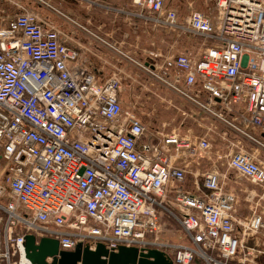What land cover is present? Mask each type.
I'll use <instances>...</instances> for the list:
<instances>
[{
  "label": "built area",
  "instance_id": "1",
  "mask_svg": "<svg viewBox=\"0 0 264 264\" xmlns=\"http://www.w3.org/2000/svg\"><path fill=\"white\" fill-rule=\"evenodd\" d=\"M131 1L118 12L188 41L133 60L137 89L165 90L179 125L148 130L141 103L124 105L121 74L98 79L55 27L26 10L1 20L0 7V264H32L29 234L59 251L101 243L171 264H264V244L248 243L264 211L246 189L264 199V0H201L206 11L182 19L167 0Z\"/></svg>",
  "mask_w": 264,
  "mask_h": 264
},
{
  "label": "crops",
  "instance_id": "2",
  "mask_svg": "<svg viewBox=\"0 0 264 264\" xmlns=\"http://www.w3.org/2000/svg\"><path fill=\"white\" fill-rule=\"evenodd\" d=\"M133 5L131 0H0L1 20L23 10L35 13L44 26L55 27L60 38L68 45L82 49L86 66L98 79L121 74L123 84L137 89L141 79L136 78L139 69L134 61L143 60L146 51H160L163 54L181 51L188 47V41L182 36L150 29L142 20L118 12L131 10ZM173 8L178 11L176 7ZM179 17L182 19L186 16L179 14ZM246 189L254 190L256 194L254 197L250 193L252 206L258 204V208L264 211V199H259L263 194L260 188L247 185ZM248 208V203L240 204L238 216H248ZM261 235L249 239L248 243L251 246L259 244L261 248V244H264V235ZM262 260V257H258V262Z\"/></svg>",
  "mask_w": 264,
  "mask_h": 264
},
{
  "label": "water",
  "instance_id": "3",
  "mask_svg": "<svg viewBox=\"0 0 264 264\" xmlns=\"http://www.w3.org/2000/svg\"><path fill=\"white\" fill-rule=\"evenodd\" d=\"M25 253L32 264H171L158 249L144 251L120 246L116 251H109L98 243L94 249L78 244L73 250L59 251L57 240L41 238L36 242L32 234L25 236ZM47 257H52V261L48 262Z\"/></svg>",
  "mask_w": 264,
  "mask_h": 264
},
{
  "label": "rangeland",
  "instance_id": "4",
  "mask_svg": "<svg viewBox=\"0 0 264 264\" xmlns=\"http://www.w3.org/2000/svg\"><path fill=\"white\" fill-rule=\"evenodd\" d=\"M168 6H173L178 9L179 14L182 17L187 16L190 7L188 6L192 3V9L198 11H206L207 6L201 0H167ZM190 43V42H189ZM165 90L162 89H155V94H150L148 91H139L138 89L133 90L129 87L127 83L123 84V90L121 93L123 102L125 106H130L136 101L141 103L140 105L136 106L137 113L142 117V119L146 122V126L148 130L154 129L158 124L161 122H169L170 124L173 123L172 120L175 118V122L173 123L179 125L181 122V116L176 111L167 107L165 103H160L159 98L165 96ZM147 94H149V99L146 98ZM190 123H188L189 125ZM172 125V124H171ZM218 143L215 147H219ZM260 154L264 157V150L260 151ZM241 183H248L245 180H241ZM249 184V183H248ZM250 187L253 186L249 184ZM186 187H190L188 181L185 183ZM166 221V220H165ZM166 225L179 232V227L173 223L172 221H166Z\"/></svg>",
  "mask_w": 264,
  "mask_h": 264
}]
</instances>
